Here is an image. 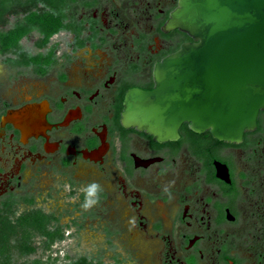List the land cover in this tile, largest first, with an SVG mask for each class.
Listing matches in <instances>:
<instances>
[{
  "label": "flooded vegetation",
  "instance_id": "obj_1",
  "mask_svg": "<svg viewBox=\"0 0 264 264\" xmlns=\"http://www.w3.org/2000/svg\"><path fill=\"white\" fill-rule=\"evenodd\" d=\"M58 1L62 27L46 43L36 27L24 54L36 63L6 54L33 74L12 84L15 97L0 80V248H34L36 228L24 236L21 223L42 217L54 241L89 225L110 244L128 237L112 263L80 256L93 264H264V111L240 144L186 122L161 141L122 123L125 94L152 90L156 64L193 42L165 29L178 0ZM27 105L31 116L5 119Z\"/></svg>",
  "mask_w": 264,
  "mask_h": 264
},
{
  "label": "water",
  "instance_id": "obj_2",
  "mask_svg": "<svg viewBox=\"0 0 264 264\" xmlns=\"http://www.w3.org/2000/svg\"><path fill=\"white\" fill-rule=\"evenodd\" d=\"M176 28L193 42L156 64L152 90L125 94L123 125L161 141L186 122L193 132L240 144L264 111V0H178L165 26ZM32 112L27 105L5 119ZM24 121L36 126L34 116Z\"/></svg>",
  "mask_w": 264,
  "mask_h": 264
},
{
  "label": "rangeland",
  "instance_id": "obj_3",
  "mask_svg": "<svg viewBox=\"0 0 264 264\" xmlns=\"http://www.w3.org/2000/svg\"><path fill=\"white\" fill-rule=\"evenodd\" d=\"M38 13H36V27L40 28L42 31H45L47 28L51 29L55 26L56 22H58L57 19L59 18H57L52 11H46V13H39V15H37ZM23 17V14L8 15L7 23L0 26V30L8 31L17 22L21 21ZM36 35V29H33L20 40L19 45H21L20 47L24 52H36L33 49ZM53 40L54 39H52V41ZM6 56V54L0 53V80H3L5 84H8L6 85L5 90L8 91L6 96H9V94L12 95V84L15 81H18L17 78H28L30 77V74L33 73L27 69L26 71L16 69L12 63H5ZM12 96L15 97V94ZM24 224L30 226L33 225V228H36V220L34 217L26 219L21 223V226L24 228V236H27L25 231H28V233L30 232V230H27L28 227H26V225L24 226ZM41 228H44L43 225H41ZM16 237L18 238L19 236L16 234ZM14 239L10 242L11 244L14 243ZM126 239L128 240V237L122 233L120 236H115L110 244L108 242V237L105 236L100 229L92 228L89 225V227L85 228L78 237H65L64 240L61 241L56 239V242L54 241L52 245L47 247L45 236L39 231H34L29 245L33 246L35 251L27 256H20L18 255L17 250L13 249V262L14 264H66L70 259H76L80 256L87 255L90 260L92 258L101 257L102 261L112 263V259L116 256L115 253L117 251H122L124 253L127 252L126 250H129L128 248L122 247ZM124 245L127 244L124 243Z\"/></svg>",
  "mask_w": 264,
  "mask_h": 264
},
{
  "label": "trees",
  "instance_id": "obj_4",
  "mask_svg": "<svg viewBox=\"0 0 264 264\" xmlns=\"http://www.w3.org/2000/svg\"><path fill=\"white\" fill-rule=\"evenodd\" d=\"M54 2V4H53ZM43 4L49 7V11H52L56 15L58 22L51 29H46V35L44 42L46 43L51 35L56 33L61 26V18L55 12V8L59 6L58 0H0V26H3L7 23L8 15H18L23 14L24 17L21 21L17 22L11 29L8 31L0 30V53H15L22 54L23 56L19 61L21 65H32L36 61L33 58L26 57L25 52L22 51L19 42L26 36L31 30L36 29V5ZM10 59V58H9ZM47 220L40 217L36 220V230L46 236V245L49 247L55 236L46 230ZM43 225V229L41 225ZM39 225V226H38ZM4 234L0 233V237H3ZM28 240V239H27ZM4 247V246H3ZM13 249L17 250L18 255L27 256L35 251V248L29 247L26 243L24 248H0V264H14L13 262ZM68 257V256H67ZM66 264H93L91 261H88L86 257H79L76 259H70Z\"/></svg>",
  "mask_w": 264,
  "mask_h": 264
},
{
  "label": "clouds",
  "instance_id": "obj_5",
  "mask_svg": "<svg viewBox=\"0 0 264 264\" xmlns=\"http://www.w3.org/2000/svg\"><path fill=\"white\" fill-rule=\"evenodd\" d=\"M100 191V186L96 183H92L87 188V196L88 197H94L97 192ZM96 200H86L85 204L83 205L85 208L89 207L91 203H95Z\"/></svg>",
  "mask_w": 264,
  "mask_h": 264
}]
</instances>
